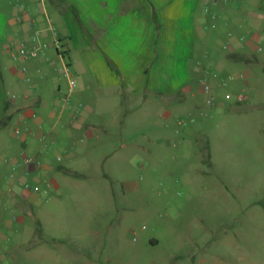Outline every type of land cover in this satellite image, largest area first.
I'll return each mask as SVG.
<instances>
[{
	"label": "crops",
	"instance_id": "crops-1",
	"mask_svg": "<svg viewBox=\"0 0 264 264\" xmlns=\"http://www.w3.org/2000/svg\"><path fill=\"white\" fill-rule=\"evenodd\" d=\"M57 20L63 25L59 31ZM251 28L252 41L241 44L239 35ZM36 30L42 31L40 44L56 55L43 50L37 59L13 60L10 50ZM261 39L264 0H234L230 5L221 0H0V130L16 120L9 129L11 139L0 140L5 151L0 159V264L46 258L48 249H39L46 240L38 237V228H43L36 211L54 202L58 203L55 208H63L58 199L63 190L79 187L85 175L72 163L61 164L74 160L76 150H152L147 144L152 143L148 129L128 138L117 135L115 127L123 125L126 117L148 126L153 119L164 123L173 112L188 111L186 102L199 96L192 84L201 72L195 66L200 55L205 69L233 83L214 107L219 109L222 129L219 145L231 148L241 133L251 132L263 155L264 84L252 72L255 54H250ZM73 52L79 60V71L72 72L74 88L70 90L66 79L68 92L60 84L50 91L49 82L58 72L57 59L68 60L71 67ZM23 63L32 86L23 82ZM250 85L259 91L252 100L245 94ZM7 89L17 93L18 99L9 98ZM203 92L200 87L198 94ZM246 100L260 112L249 120L251 124H240ZM196 109L195 104L188 114ZM20 127L23 133L17 136L15 129ZM204 137L207 141V132ZM55 146L64 149V156L54 157ZM256 164H264L263 156ZM22 183L37 185L41 191L24 190ZM258 200L253 204H261ZM30 218L37 229L30 227ZM54 241L59 248L61 241Z\"/></svg>",
	"mask_w": 264,
	"mask_h": 264
},
{
	"label": "rangeland",
	"instance_id": "rangeland-1",
	"mask_svg": "<svg viewBox=\"0 0 264 264\" xmlns=\"http://www.w3.org/2000/svg\"><path fill=\"white\" fill-rule=\"evenodd\" d=\"M54 24L58 31L63 28L58 20ZM244 36L245 30L239 35L241 44L250 39L241 41ZM254 46L263 51L248 50L255 54L252 72L264 84V39ZM46 48L48 54L56 55ZM76 56L71 55L74 73L79 71ZM200 56L195 66L201 72L192 84L199 96L186 102L188 111L173 112L164 123L153 119L148 126L126 117L123 125L115 127L117 135L128 138L148 129L152 143L147 144L152 150L78 149L74 160L61 163H72L85 176L77 189L63 190L58 198L63 208H55L58 203L54 202L36 211L43 228H38V237L46 240L39 249L48 251L46 258L38 255L26 264H264V164H256L264 154L251 132L241 133L231 148L219 145L222 129L219 109L214 107L233 83L205 69ZM65 63L69 65L68 60L57 59L58 72L49 82L50 91L60 84L68 92ZM207 83L212 90L198 94ZM250 86L245 94L252 100L259 91ZM250 101L243 103L240 124H251L260 112L250 108ZM195 104L198 110L189 115ZM15 122L0 130V140L11 139L9 129ZM2 149L0 159L5 156ZM52 152L54 157L64 156L61 147H53ZM257 199L261 204H253ZM35 225L30 218V227Z\"/></svg>",
	"mask_w": 264,
	"mask_h": 264
},
{
	"label": "built area",
	"instance_id": "built-area-1",
	"mask_svg": "<svg viewBox=\"0 0 264 264\" xmlns=\"http://www.w3.org/2000/svg\"><path fill=\"white\" fill-rule=\"evenodd\" d=\"M224 4H228L230 5L234 0H221ZM204 11L206 13L210 12V8L208 6L204 7ZM42 36V31L41 30H36L32 37L29 40H23L20 41L18 44H16L11 50V56L13 58V60L18 61V62H26L27 60H33V59H37L40 57V55L43 53V50L45 48V46H42L40 44V39ZM247 37H249L252 41L253 39V33L252 31L248 30L246 32V37H241V41H245L247 39ZM225 48H228V46H225ZM256 50L258 52H262L263 49L261 46H257ZM207 55H204V57H206ZM22 64L20 67V71L23 74V82L26 83L29 86H32L31 84V78L28 76V67L25 64ZM63 77L67 80L70 81V90H72L75 86V80L72 77V72L70 70V66L69 65H65V68L63 69ZM204 89L206 91L210 90V86L209 85H205ZM5 94L11 98L12 100H17L18 99V94L15 93L13 90L11 89H7L5 91ZM25 99L29 98V95H25L24 96ZM63 100L65 102L68 101V95L64 94L63 95ZM212 101L210 99L207 100V103H211ZM15 134L18 136L21 134V130L19 128L15 129ZM58 161H61V158H58ZM26 163H30L31 161L29 159L25 160ZM22 189L24 190H28V191H34V192H40L41 188L39 186H34L31 185L29 183H22L21 184ZM6 209H9L8 205L5 204Z\"/></svg>",
	"mask_w": 264,
	"mask_h": 264
}]
</instances>
